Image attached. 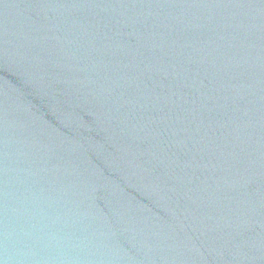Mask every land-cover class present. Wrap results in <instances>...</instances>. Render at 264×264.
I'll list each match as a JSON object with an SVG mask.
<instances>
[{
  "label": "water",
  "instance_id": "95a60500",
  "mask_svg": "<svg viewBox=\"0 0 264 264\" xmlns=\"http://www.w3.org/2000/svg\"><path fill=\"white\" fill-rule=\"evenodd\" d=\"M0 264H264V0H0Z\"/></svg>",
  "mask_w": 264,
  "mask_h": 264
}]
</instances>
